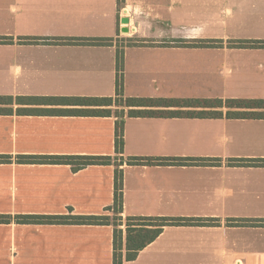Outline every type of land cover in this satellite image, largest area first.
<instances>
[{
	"label": "crops",
	"instance_id": "obj_1",
	"mask_svg": "<svg viewBox=\"0 0 264 264\" xmlns=\"http://www.w3.org/2000/svg\"><path fill=\"white\" fill-rule=\"evenodd\" d=\"M124 19L143 45L118 48ZM117 49L125 98L264 101V0H0V98H11L0 105V157L11 158L0 163V264L113 262L112 226L19 220L111 217L114 165L74 170L18 156L117 157L123 218L199 221L164 227L132 261L121 226L122 264H264V167L229 165L264 160V119H228L225 108L220 119L126 118L117 155L114 117L56 113L89 109L72 99L114 98ZM179 88L194 89L169 94Z\"/></svg>",
	"mask_w": 264,
	"mask_h": 264
},
{
	"label": "trees",
	"instance_id": "obj_2",
	"mask_svg": "<svg viewBox=\"0 0 264 264\" xmlns=\"http://www.w3.org/2000/svg\"><path fill=\"white\" fill-rule=\"evenodd\" d=\"M43 40H31L32 43H38ZM109 40L105 39H75L70 43L80 45L107 44ZM138 42V41H137ZM142 43H134L130 46H136ZM170 46V44H161ZM176 46L180 47H200L207 46L204 41L187 43L185 41H176ZM249 45V44H243ZM116 80L114 98L104 99H72L76 105L89 107L86 110H64L57 111L60 115L67 116H92V117H114V147L116 154L123 151L124 122L126 118L131 117H161V118H212L220 119L223 117L222 109H228L225 117L228 119H264V101H246V100H198V99H165V98H125L123 95V50H116ZM11 104V98H0V105ZM116 107L111 110L110 107ZM120 108V110H118ZM125 110L127 112L125 113ZM230 110H242L235 112ZM246 110H261L262 112H245ZM53 113V112H52ZM11 158L0 157V163L10 162ZM16 162L19 164H63L70 165L74 170L90 165H111L115 167L114 171V192L113 205L109 211L110 216H90L73 218H44L36 216L21 217V223H74L82 225H100L113 227V262L112 264H122V235L121 226L125 227V250L126 261H132L136 258L139 251L153 242L167 226H177L186 223H195L199 221L170 219V218H151V217H122V181L123 172L119 170L122 166V160L117 157H42V156H18ZM211 160L202 159H181V158H130L126 164L131 165H210ZM217 162V161H216ZM230 166L239 167H264V160H231ZM112 220V222H111ZM6 220L0 219V223ZM125 221V222H124Z\"/></svg>",
	"mask_w": 264,
	"mask_h": 264
},
{
	"label": "rangeland",
	"instance_id": "obj_3",
	"mask_svg": "<svg viewBox=\"0 0 264 264\" xmlns=\"http://www.w3.org/2000/svg\"><path fill=\"white\" fill-rule=\"evenodd\" d=\"M122 27H123V30H122V33L119 34V38L117 39V46L118 48H124V47H127V46H130L131 44H136V42L138 40H135L132 36L133 33H131L132 31L127 27V23H122L121 24ZM138 42H141V41H138ZM180 90H177V91H170L169 92H166V93H169L170 95H175L177 98H179L180 96H184L186 95V91H191L193 90L194 88H179ZM187 96V95H186ZM115 110V109H112V111ZM120 110V108L118 109ZM127 112V110H125V113ZM113 216H111V219H112ZM112 222V220H111ZM125 222V221H124Z\"/></svg>",
	"mask_w": 264,
	"mask_h": 264
},
{
	"label": "water",
	"instance_id": "obj_4",
	"mask_svg": "<svg viewBox=\"0 0 264 264\" xmlns=\"http://www.w3.org/2000/svg\"><path fill=\"white\" fill-rule=\"evenodd\" d=\"M121 23H127L128 24V20L124 19L121 21Z\"/></svg>",
	"mask_w": 264,
	"mask_h": 264
}]
</instances>
